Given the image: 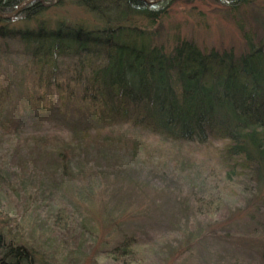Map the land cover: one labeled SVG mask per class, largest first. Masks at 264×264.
<instances>
[{
  "label": "trees",
  "instance_id": "16d2710c",
  "mask_svg": "<svg viewBox=\"0 0 264 264\" xmlns=\"http://www.w3.org/2000/svg\"><path fill=\"white\" fill-rule=\"evenodd\" d=\"M25 1L0 0V14L21 5L15 15L0 17V41L19 45L33 67L36 93L23 110L55 111L64 115L63 125L54 134L17 131L6 113L8 85L0 84V146L8 155L0 157V170L16 168L19 177L30 171L50 191L71 161L110 171L134 165L160 183L174 165L188 164L177 151L197 146L203 171L212 165L228 188L246 182L250 195L264 202V37L239 25L243 49L202 47L176 25L163 28L175 0ZM211 1L230 14L253 2ZM65 4L90 14L93 25L45 18ZM61 64L65 72L58 73ZM128 134L155 137L168 148L127 140ZM217 199L193 195L194 214L221 217L228 201L220 207ZM62 216L59 209L56 218ZM8 235L0 231V263L33 264L31 248ZM237 236L253 240L256 233ZM133 241L126 236L113 247L125 264L138 256Z\"/></svg>",
  "mask_w": 264,
  "mask_h": 264
},
{
  "label": "rangeland",
  "instance_id": "374dc122",
  "mask_svg": "<svg viewBox=\"0 0 264 264\" xmlns=\"http://www.w3.org/2000/svg\"><path fill=\"white\" fill-rule=\"evenodd\" d=\"M44 15L50 21L93 25L91 15L72 4L50 8ZM168 24L202 47L241 50L245 41L239 25L264 37V0H253L235 14L211 0H175L163 28ZM19 48L0 41V84L10 91L6 113L18 123L17 131L54 134L62 128L64 115L23 110L27 96L36 93V78ZM57 72H65L62 64ZM125 137L168 148L149 135ZM194 147L177 151L188 164L174 165L173 175L160 183L134 165L110 171L92 162L82 168L71 161L69 172L50 191L45 182L37 186L39 175L30 171L19 177L16 168L0 170V231L31 248L33 264H121L113 247L126 236H133L130 247L138 255L132 264H264V202L250 195L246 182L228 188L212 165L203 171V159ZM6 154L7 148L0 146V157ZM156 168L162 170L161 162ZM193 195H218L220 207L224 199L228 203L221 217L195 215ZM260 197L264 200V188ZM59 209L61 219L56 218ZM251 229L256 233L253 240L237 236Z\"/></svg>",
  "mask_w": 264,
  "mask_h": 264
},
{
  "label": "water",
  "instance_id": "95a60500",
  "mask_svg": "<svg viewBox=\"0 0 264 264\" xmlns=\"http://www.w3.org/2000/svg\"><path fill=\"white\" fill-rule=\"evenodd\" d=\"M28 1H30V0H26L24 3L28 2ZM20 6H21V5H18V6H17L12 12H10V13L0 14V17H1V18H9V17L15 15V14L18 12V10L20 9Z\"/></svg>",
  "mask_w": 264,
  "mask_h": 264
}]
</instances>
